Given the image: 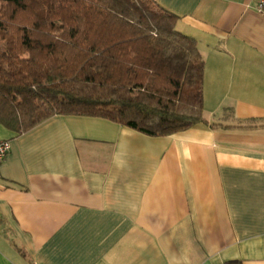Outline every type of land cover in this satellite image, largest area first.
I'll return each instance as SVG.
<instances>
[{
	"label": "crops",
	"instance_id": "1",
	"mask_svg": "<svg viewBox=\"0 0 264 264\" xmlns=\"http://www.w3.org/2000/svg\"><path fill=\"white\" fill-rule=\"evenodd\" d=\"M203 61L206 123L53 115L0 162V264H264V13L155 0Z\"/></svg>",
	"mask_w": 264,
	"mask_h": 264
},
{
	"label": "trees",
	"instance_id": "2",
	"mask_svg": "<svg viewBox=\"0 0 264 264\" xmlns=\"http://www.w3.org/2000/svg\"><path fill=\"white\" fill-rule=\"evenodd\" d=\"M177 20L155 0H0V125L80 115L163 136L206 123L203 61Z\"/></svg>",
	"mask_w": 264,
	"mask_h": 264
},
{
	"label": "built area",
	"instance_id": "3",
	"mask_svg": "<svg viewBox=\"0 0 264 264\" xmlns=\"http://www.w3.org/2000/svg\"><path fill=\"white\" fill-rule=\"evenodd\" d=\"M247 6L259 13H264V0H245ZM10 149V142L7 139L0 140V162L3 161Z\"/></svg>",
	"mask_w": 264,
	"mask_h": 264
}]
</instances>
